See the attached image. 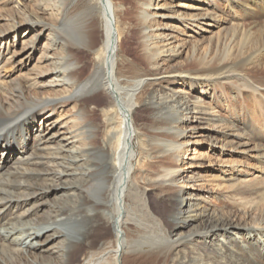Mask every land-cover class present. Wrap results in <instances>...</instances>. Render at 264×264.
<instances>
[{
	"label": "bare ground",
	"instance_id": "1",
	"mask_svg": "<svg viewBox=\"0 0 264 264\" xmlns=\"http://www.w3.org/2000/svg\"><path fill=\"white\" fill-rule=\"evenodd\" d=\"M28 1L18 0L22 19L12 18V31L0 33V41L7 47L15 34L18 48L4 52L8 59L15 55L21 58L20 69L31 68L29 86L0 82V142L5 150L10 145L22 148L23 155L0 166V206L7 208L0 209V264H52L49 258L39 261L37 256L60 241L64 252L60 264H70L71 253L79 245L69 235V227L77 222H82L76 229L82 238L100 234L88 245L89 254L81 264H107L111 254L116 264H124L138 256L146 243H152L146 256L165 259L189 242H197L201 251L218 256L214 264H264V239L261 245L256 239L264 236V222L225 219L213 212L206 214L208 209L198 214L192 208L207 201L209 191L202 188L204 185L220 181L216 185L243 188L250 181L238 160L226 162L220 157L222 160L215 163L210 155L239 153L264 163V144L232 129L218 106L220 94H211L215 90L225 95L226 88L239 87L240 74L226 65L224 58L212 65L210 55L201 57L189 49L196 34L215 33L217 22L210 7L216 0H133L139 59L145 65L132 61L120 48L124 32L119 26L124 22L116 11L121 4L113 0H98L97 6H91L89 0H36L37 12ZM225 1L242 9L253 8L246 0ZM250 1L264 6V0ZM97 8L104 19V40L98 49L91 35ZM46 14L56 16V20L48 22ZM42 39L41 55L36 56ZM81 49L98 54L97 63L87 73L80 66ZM240 77L245 91L264 94V82ZM97 89L110 101L103 109V122L107 123L101 129L98 122L85 117L96 105L80 106L77 102ZM145 90H149L147 99L141 93ZM70 105L71 112L63 114ZM115 108L120 119L116 124ZM140 108H147L152 116L151 131L156 134L152 158L160 165L145 188L136 179L132 163L136 133L147 134L137 116ZM39 114L42 117L36 128L34 121ZM100 133L107 138L108 147L106 141L98 146ZM203 169L210 174L203 175ZM254 170L264 172L263 168ZM89 181L96 185L85 191L82 183ZM153 186L161 187V196L177 208L168 218L171 229H158L159 233L150 235L152 229L145 227L147 242H129L123 226L141 224L136 208L147 212L142 219L146 225L147 219L153 218L143 197ZM52 194L59 204L48 200ZM125 197L131 199L133 208H127ZM31 200L34 205L24 211ZM262 203L264 206V200ZM185 206L189 209L182 210ZM33 211L43 212L39 215L43 217L27 220L26 215ZM110 230L115 242L106 239ZM25 236L33 240L29 249L19 246ZM195 260L185 258L177 264H213ZM162 264L169 263L165 259Z\"/></svg>",
	"mask_w": 264,
	"mask_h": 264
},
{
	"label": "rangeland",
	"instance_id": "2",
	"mask_svg": "<svg viewBox=\"0 0 264 264\" xmlns=\"http://www.w3.org/2000/svg\"><path fill=\"white\" fill-rule=\"evenodd\" d=\"M97 1L98 0H89V4L91 6H97ZM113 1L118 5L121 4L123 8H120L116 11L118 16L123 18L120 20L124 22L121 25L122 27L119 26V31L120 28H122L124 32V34L120 37V48L122 49L123 53H126L131 58L132 61H135V63L139 65H145L144 62L139 59L141 51L140 42L137 35V21L134 17V1ZM28 2L30 4H34L35 8L33 9L39 12L36 7V0H30ZM167 2H171V0H167ZM246 3L250 4L253 8L242 9L239 5L232 3V1L216 0L214 5L210 7V9L215 13V22H217L216 27L213 28L215 33L213 35L211 33L196 34V37L191 40L193 43L189 45V49L196 50L198 52V56L201 55V57H205L206 54L210 55L211 58H213L210 62L212 65L217 64L221 58H224L225 64L232 66L235 72L246 78L245 80L259 83L264 82V6L258 5L256 2L250 0H246ZM17 5L18 0H0V33L12 31V18H16L17 20L22 19V17L19 18ZM13 8H16V10L13 11ZM102 14L103 12L100 10V8H97L96 16L92 21L94 30L92 31L91 35L96 49L102 46L104 40V19ZM45 19L52 23L56 20V16L46 14ZM188 32L193 34L191 31ZM14 40L15 34L12 33V38L10 37L9 39L10 47H7L5 41V43L0 41V61H2L5 57V64L0 67V82H12L10 84L13 86L21 85L24 87L27 82L31 80L28 77L29 74H31V68L20 69L21 66H18V61L21 58L13 55L11 59H8L7 52L4 53L6 50L11 52L18 48V45ZM44 41L45 39L40 40V50L36 52V56L41 55V49H43L41 45ZM95 54L97 53L88 52L84 49L80 50L78 55L81 62L80 66L84 73L89 71L94 62L97 63L95 60ZM34 62H32L30 66L33 65ZM240 76L236 82L239 87L235 86L234 89L231 87L226 88L227 90L224 91L225 95H221L220 92H215V90H212L211 94H220L218 106L221 108V112L226 123L232 129L243 132L246 136L250 137L254 143L260 142L264 144V94L262 93L260 95L255 91H245L243 89L244 82ZM148 92L149 90L141 92L145 95V99H147ZM95 94H99L100 97H95ZM197 94L200 95V93ZM204 99L209 101V98ZM77 102L80 103V106H83V104L96 105L97 108L94 109V112L89 113L87 111L85 117L88 120L98 122L100 129L106 125L107 120L106 122H103V109L104 106L109 105L110 101L108 96L105 95L102 90L97 89L92 92H88L80 101ZM72 106L73 105L66 107L63 111V114H69V112H71L70 110ZM141 109L142 108H140V110ZM114 112L115 116L113 118L114 123L116 124L118 121H120L119 116L116 115L118 113V109L115 108ZM59 116H61V114H56V117ZM137 116L140 120V124L142 125V130L146 131L147 134L143 135L136 133L134 138L135 155L133 157L132 163L136 179L138 181H142V188H145L152 182L151 177H153L154 174L159 171L160 165L155 162L154 158H152L153 150L156 148V134L151 131L152 116L147 108L141 110ZM41 117L42 114H39L35 117L34 124H36V128L37 124L40 123ZM255 120L260 121L257 124H254L253 121ZM97 141L99 144L98 146H101L105 141L107 142V138L100 133ZM3 144V142H0V166H3L5 162L9 163L13 160L15 161L22 152V148L12 149V145L7 146V149L5 150V144ZM108 146L109 143L107 142L106 147ZM20 156L22 157L23 155ZM210 156L215 163L218 162L220 157L224 158L226 162L235 159L236 161L238 160L239 165L242 164L243 169L247 172L246 174H249L248 177L250 181L246 182L243 188L239 187L229 189L226 185H216V183L220 181L213 182V184H208L206 186L204 185L202 188L206 191H209L208 194L206 193L207 201L203 200L202 202L194 205L192 207L194 212H198V214H200L204 210L208 209L205 212L206 214L213 212L219 214L221 218L224 217L225 219L235 220H244L246 218L247 220L254 223H263L264 206L262 202L264 200V172H255L254 169H264V163L261 164L258 161H254L252 158L239 153L232 156H219L216 154ZM111 163L112 162L110 161V164ZM206 163H209V161H206ZM207 171L209 170L203 169V175L210 174V172ZM214 172L220 175L218 171L215 170ZM144 177L146 178L145 180H143ZM95 185V181L82 183L83 189L85 191H91ZM143 197L149 205V210H151V215L153 218H148L146 225L142 219L147 214V212L142 211L140 208H136V211L138 210L139 214L141 215L139 218V220H141V224L136 225L128 223L123 226V229L127 234V240L129 242L133 241L134 239H142L143 242H147L148 237L145 238V227L147 229H152L150 235L153 231L159 233L160 231L158 229H165V232H168L171 229V224L168 221V218L171 211H174L177 208L171 201H169V199L161 196V187L153 186V188L148 191L146 196ZM48 200H50L51 204H54L57 200V197H54L52 194ZM34 203V200H31L24 206V211L33 206ZM125 203L127 208H133L132 201L129 197H125ZM48 206L50 205L48 204ZM0 209L7 210L6 207L1 208V206ZM184 209H189V207L185 206L182 208V210ZM107 212L110 214L109 211ZM42 213L35 214V211H33L32 214L26 215V219L29 220L42 218L43 215H41L42 217H39V215ZM246 215L248 217H246ZM107 217L108 216L106 215V220ZM198 222L200 221L198 220L197 223ZM81 223L82 222H77L76 224H72L69 227L70 231L72 232V234L69 235L74 237V239H76V243L79 245V248L74 249L71 253L72 259L70 264H81L84 257L86 258V256L89 254V251L87 250L88 245L93 239L96 238L97 235H100L97 233H89L87 238H82L83 236L81 235V232L79 233V231L76 230L82 226ZM111 231L112 230H110V233L107 235L106 239L110 242H115V238L113 237L112 233L114 231ZM252 239L254 238H249V241ZM256 239L261 245L264 236H262V238L257 236ZM29 240L28 236L22 238L21 242H19L20 248L29 249L32 246L33 241L30 238ZM218 240L219 239H216L215 242H218ZM27 241H29V243ZM62 244V241H60L59 243L55 244L53 248L50 249V251L39 252L40 254L37 256L38 260L44 261L45 259L49 258L48 260H50L52 264H60L64 261V252L61 251L59 246ZM150 244L152 243H146L145 245L143 244L142 252H139V255L136 256L132 261H126L124 264H162V261L165 259L169 264H177L178 260L181 261L185 258L187 260L194 258L196 260H203V262H211L214 264V261L218 260V256L215 254L201 251L200 247H197V242L187 243L182 251L171 255L168 254L165 259L163 257H159L160 259H157V256L151 257L145 255V253H148L149 248H151L150 246H152ZM255 251H259V249H256ZM175 254H177L178 257L175 256ZM128 257H133V255H128ZM107 264H116V258L114 254L110 255V259Z\"/></svg>",
	"mask_w": 264,
	"mask_h": 264
}]
</instances>
